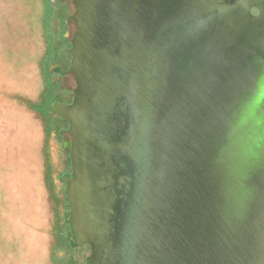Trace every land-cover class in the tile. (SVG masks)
<instances>
[{
	"label": "water",
	"instance_id": "1",
	"mask_svg": "<svg viewBox=\"0 0 264 264\" xmlns=\"http://www.w3.org/2000/svg\"><path fill=\"white\" fill-rule=\"evenodd\" d=\"M71 3V264H264V0Z\"/></svg>",
	"mask_w": 264,
	"mask_h": 264
},
{
	"label": "rangeland",
	"instance_id": "2",
	"mask_svg": "<svg viewBox=\"0 0 264 264\" xmlns=\"http://www.w3.org/2000/svg\"><path fill=\"white\" fill-rule=\"evenodd\" d=\"M72 0H0V264H71Z\"/></svg>",
	"mask_w": 264,
	"mask_h": 264
},
{
	"label": "flooded vegetation",
	"instance_id": "3",
	"mask_svg": "<svg viewBox=\"0 0 264 264\" xmlns=\"http://www.w3.org/2000/svg\"><path fill=\"white\" fill-rule=\"evenodd\" d=\"M262 14V11H260L258 8L256 7H253L250 9V15L253 17V18H259Z\"/></svg>",
	"mask_w": 264,
	"mask_h": 264
}]
</instances>
